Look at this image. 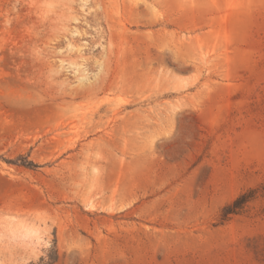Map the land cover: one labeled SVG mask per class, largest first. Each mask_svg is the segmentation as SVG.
Segmentation results:
<instances>
[{
	"label": "rangeland",
	"instance_id": "374dc122",
	"mask_svg": "<svg viewBox=\"0 0 264 264\" xmlns=\"http://www.w3.org/2000/svg\"><path fill=\"white\" fill-rule=\"evenodd\" d=\"M0 264H264V0H0Z\"/></svg>",
	"mask_w": 264,
	"mask_h": 264
},
{
	"label": "trees",
	"instance_id": "16d2710c",
	"mask_svg": "<svg viewBox=\"0 0 264 264\" xmlns=\"http://www.w3.org/2000/svg\"><path fill=\"white\" fill-rule=\"evenodd\" d=\"M247 199L248 198L245 195L239 197L232 206H229L224 210V217L227 218L229 215L237 214L248 201Z\"/></svg>",
	"mask_w": 264,
	"mask_h": 264
}]
</instances>
